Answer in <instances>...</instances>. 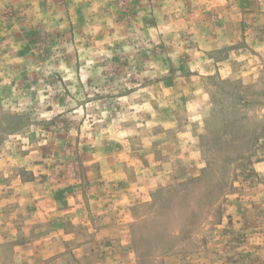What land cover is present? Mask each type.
I'll use <instances>...</instances> for the list:
<instances>
[{
    "label": "rangeland",
    "instance_id": "1",
    "mask_svg": "<svg viewBox=\"0 0 264 264\" xmlns=\"http://www.w3.org/2000/svg\"><path fill=\"white\" fill-rule=\"evenodd\" d=\"M0 264H264V0H0Z\"/></svg>",
    "mask_w": 264,
    "mask_h": 264
},
{
    "label": "crops",
    "instance_id": "2",
    "mask_svg": "<svg viewBox=\"0 0 264 264\" xmlns=\"http://www.w3.org/2000/svg\"><path fill=\"white\" fill-rule=\"evenodd\" d=\"M41 214H44V213H41Z\"/></svg>",
    "mask_w": 264,
    "mask_h": 264
}]
</instances>
